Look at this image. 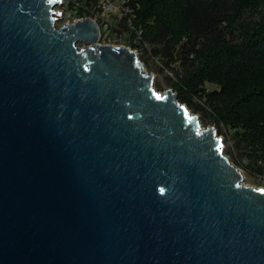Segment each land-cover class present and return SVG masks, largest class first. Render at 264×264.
Segmentation results:
<instances>
[{
	"label": "water",
	"instance_id": "obj_1",
	"mask_svg": "<svg viewBox=\"0 0 264 264\" xmlns=\"http://www.w3.org/2000/svg\"><path fill=\"white\" fill-rule=\"evenodd\" d=\"M61 1L0 0V264H264V188Z\"/></svg>",
	"mask_w": 264,
	"mask_h": 264
},
{
	"label": "trees",
	"instance_id": "obj_2",
	"mask_svg": "<svg viewBox=\"0 0 264 264\" xmlns=\"http://www.w3.org/2000/svg\"><path fill=\"white\" fill-rule=\"evenodd\" d=\"M95 2L85 0L89 9ZM122 6L110 31L124 35L203 123L219 134L227 130L224 154L264 181V0H123Z\"/></svg>",
	"mask_w": 264,
	"mask_h": 264
},
{
	"label": "rangeland",
	"instance_id": "obj_3",
	"mask_svg": "<svg viewBox=\"0 0 264 264\" xmlns=\"http://www.w3.org/2000/svg\"><path fill=\"white\" fill-rule=\"evenodd\" d=\"M121 3H122V0H97L96 4L90 8V11L92 12L93 17L97 20V23L100 27V33H101V39H102L99 41L100 43H108L109 42V43H112L115 45L117 44V45L127 46L125 44L124 35H118L115 32L110 31V27H115V28L118 27L117 26L118 20L123 15ZM55 9H58V6H55ZM56 25H58V26L61 25V20L58 21L56 23ZM77 46L81 47L82 43L78 42ZM136 53L138 55L137 51H136ZM143 66H144V64H143ZM144 69L148 73L153 75V85L155 84V82H159L161 84V89L158 90L159 92H163L164 90L168 89V87H166L164 85L161 76L157 75L156 73H154L152 71H149L148 68L145 66H144ZM206 87L209 89L214 88V86L211 84H206ZM192 113H194V112H192ZM194 114H196L198 116L200 127L207 128V127L213 126V129L215 130L216 134L221 138L222 148L224 149V147L229 143L227 130L222 128L223 133L219 134L217 128L214 125L203 123L200 120L199 115L197 113H194ZM227 157H228L229 161L232 164H234L232 162V160H230L228 155H227ZM234 165L238 169H240V171H241L243 184L248 185V186H252V187L264 188V181H260L258 178L247 174L242 167H240L236 164H234Z\"/></svg>",
	"mask_w": 264,
	"mask_h": 264
},
{
	"label": "built area",
	"instance_id": "obj_4",
	"mask_svg": "<svg viewBox=\"0 0 264 264\" xmlns=\"http://www.w3.org/2000/svg\"><path fill=\"white\" fill-rule=\"evenodd\" d=\"M96 2H97V0H96ZM96 2L94 3V5L96 4ZM122 2H123V0H122ZM56 6H58V9H55V7H54V10L57 11V12H60V13H58V17H59L58 21L61 20V25H63L64 23L73 24L78 19H84L86 17H89L96 23V25L98 27L97 43L118 46L117 44L115 45V44H112V43H109V42L108 43H100L99 42L100 40H102L101 39V33H100V27H99V25L97 23V20L93 17V14L90 15L88 13V10L90 11V9L85 4V0H62L59 3V5H56ZM121 8H122V12H123L124 11V7L122 6V3H121ZM125 11H129V10L125 8ZM61 25H59V26H61ZM59 26L56 25V27H59Z\"/></svg>",
	"mask_w": 264,
	"mask_h": 264
},
{
	"label": "snow or ice",
	"instance_id": "obj_5",
	"mask_svg": "<svg viewBox=\"0 0 264 264\" xmlns=\"http://www.w3.org/2000/svg\"><path fill=\"white\" fill-rule=\"evenodd\" d=\"M161 191H163V189H161Z\"/></svg>",
	"mask_w": 264,
	"mask_h": 264
}]
</instances>
